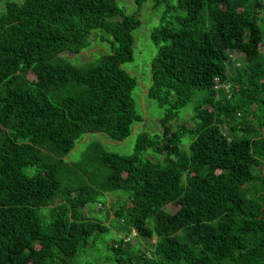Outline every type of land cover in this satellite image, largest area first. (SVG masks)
<instances>
[{
  "label": "trees",
  "instance_id": "trees-1",
  "mask_svg": "<svg viewBox=\"0 0 264 264\" xmlns=\"http://www.w3.org/2000/svg\"><path fill=\"white\" fill-rule=\"evenodd\" d=\"M154 3L147 96L163 131H141L129 154L93 141L80 165L105 178L84 182L66 158L85 135L124 141L145 120L123 67L142 22L117 0H0V264H79L111 231L109 208L106 221L80 208L115 190L128 234L106 244V263L264 264V0ZM98 39L110 52L64 56ZM186 108L193 126L175 124Z\"/></svg>",
  "mask_w": 264,
  "mask_h": 264
},
{
  "label": "rangeland",
  "instance_id": "rangeland-1",
  "mask_svg": "<svg viewBox=\"0 0 264 264\" xmlns=\"http://www.w3.org/2000/svg\"><path fill=\"white\" fill-rule=\"evenodd\" d=\"M19 3L23 2V0H15ZM119 5L123 8V10L127 14H135L141 20L142 24L134 31L135 36V60L132 62H127L123 65V67L131 72L134 76L138 78V86L134 91V97L137 99L140 110L144 115V122H139L134 125L132 135L124 141H110L107 138H101V140L105 142H101L100 139H97V134H87L85 135V140L79 142L77 147L71 152V154L66 158L69 164L76 170V174L74 176L78 178H84V182H88V175L93 172L96 173V179L94 182H99L105 178V167L101 163H94L87 161L84 166L80 165V162H83L84 157L87 153L91 151L92 142L98 143H107L106 147L111 151L120 152L123 154H129L133 152L137 136L141 131H150L152 133L162 132V124L161 117L163 108L159 106L156 101H153L148 98V90L152 83V61L157 54L158 46L155 44L152 39V32L155 27L160 25V16L161 13L159 11H155L154 14V0L145 2L142 9L138 8V4L136 0H117ZM153 13V14H152ZM111 43L102 42L100 39L96 40L94 46H92L89 50H86L79 55L73 53H66L64 56L70 61L74 62L77 65H84L86 62H91L98 58V56L110 52ZM264 49V48H263ZM236 62H244V56L242 54H237ZM237 63V64H238ZM190 108H186L182 111V117L179 121H174L175 124L186 122L189 126H193V122L190 120ZM92 140L89 142V140ZM148 156L154 160L158 159L159 156L155 153H149ZM85 172H87L85 174ZM64 183L69 184L72 181V176L69 177L64 175L63 177ZM58 200V199H57ZM56 200V201H57ZM101 202L106 203V207L100 202L90 203L87 206L81 207L80 210L83 209L84 215L92 216L97 218V216H102V220L106 218L103 216L102 211L107 212V208L109 211L106 213L107 224L110 226L111 231L107 234L103 235L102 242L98 243L96 249H92L89 251H84L82 254L79 264H117L115 261L106 263L105 257L111 252L108 250L106 244L111 242L114 238L126 236L128 234L127 224L125 221L119 220L115 218V210L116 208H112L111 204L120 205L123 201H129L126 193L123 190H115L109 191L105 193L104 196L100 198ZM100 203V204H99ZM116 207V206H115ZM174 209V207H171ZM47 210V208H44ZM106 221V220H105ZM132 237V241L134 244H138L139 242L144 243L143 248L145 246V239L138 236L129 234ZM156 239H153L152 242H155ZM95 262V263H94Z\"/></svg>",
  "mask_w": 264,
  "mask_h": 264
},
{
  "label": "built area",
  "instance_id": "built-area-1",
  "mask_svg": "<svg viewBox=\"0 0 264 264\" xmlns=\"http://www.w3.org/2000/svg\"><path fill=\"white\" fill-rule=\"evenodd\" d=\"M218 85H216V87H217Z\"/></svg>",
  "mask_w": 264,
  "mask_h": 264
},
{
  "label": "clouds",
  "instance_id": "clouds-1",
  "mask_svg": "<svg viewBox=\"0 0 264 264\" xmlns=\"http://www.w3.org/2000/svg\"><path fill=\"white\" fill-rule=\"evenodd\" d=\"M134 235H136V234H134ZM156 242V241H155Z\"/></svg>",
  "mask_w": 264,
  "mask_h": 264
}]
</instances>
